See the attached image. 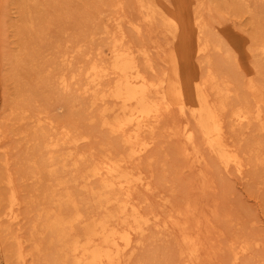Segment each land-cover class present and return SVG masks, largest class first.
Wrapping results in <instances>:
<instances>
[{
	"label": "bare ground",
	"instance_id": "bare-ground-1",
	"mask_svg": "<svg viewBox=\"0 0 264 264\" xmlns=\"http://www.w3.org/2000/svg\"><path fill=\"white\" fill-rule=\"evenodd\" d=\"M70 1L49 0L42 8L32 0L15 1L21 20L13 30L15 48L8 57L15 87L9 120L28 124L14 135H19L18 140L26 148L20 178L32 180L34 185L29 191L32 194L22 200L7 161L1 163L4 191L0 193V221L5 224L0 225V264H129L146 231L167 233L170 224L180 225L170 215L162 218L153 209L154 212L143 210L146 199L135 196L137 192L143 196L153 190L142 161L166 118L164 131L181 142L178 153L183 159L199 165L203 149L224 172L239 176L246 163L230 140L229 129L258 122L259 130L264 131L260 99L245 98L235 103L229 100L232 79L237 82L232 50L246 42L242 36L238 40L228 36L224 41L210 34V20L202 12L209 9V4L203 7L199 2L192 10L183 5V12L178 14L163 10L153 0H131L136 18L117 12L103 22L98 18L102 6L119 11L122 1L91 0L95 3L94 15L86 14L82 26L75 20L77 32L68 39L64 38L68 30L64 25L60 28L62 34L59 28L57 32L50 29L47 7L59 12L69 6L67 10L71 12ZM82 2L84 7L91 5L90 0ZM230 5L235 11L247 10L242 0H230ZM156 19L172 48L168 66L159 73L154 72L150 47L132 43L123 27L126 23L139 34L142 25H151ZM56 21L54 26H58ZM49 29V35L56 34L44 35L47 42L38 34ZM33 34L37 46L30 48ZM100 36L107 42L99 44V48L88 47ZM151 48L155 50L157 46ZM221 48L225 56L219 62L200 60L210 49ZM249 48L264 79V28L251 35ZM76 55L80 60L74 61ZM24 71L33 73L29 76L38 81L35 86L40 84V91L18 80ZM41 91L47 97H61L70 107L79 100L82 110L77 115L86 116L84 112L92 110L89 121L115 136V144L100 145L96 152L92 147L81 148L90 139V132L78 130L73 122L67 126L54 122L47 112V100L36 104L32 98L33 93ZM5 132L0 125V142ZM252 150L248 149L250 153ZM27 202L34 204L35 219L28 236L22 238L9 226L20 222L21 205ZM166 203L168 199L160 198L161 206ZM193 210L187 203L185 214L189 216ZM199 223L196 220L195 226ZM182 225L176 227L179 241L176 251L170 254V258L176 254L171 264H198L203 256L198 233L187 231L186 226L182 229ZM248 248V242L232 244L231 260L236 261ZM153 264L160 263L154 259Z\"/></svg>",
	"mask_w": 264,
	"mask_h": 264
},
{
	"label": "rangeland",
	"instance_id": "rangeland-1",
	"mask_svg": "<svg viewBox=\"0 0 264 264\" xmlns=\"http://www.w3.org/2000/svg\"><path fill=\"white\" fill-rule=\"evenodd\" d=\"M15 1L0 0V125L6 131L5 137L0 142L3 147L0 149V176L4 172L1 163L6 160L7 168L14 180V186L23 200L32 194L29 191L34 184H32V180L26 179L23 181L20 178L22 172L20 164L24 158L26 148L23 141L18 140L19 135H14L16 130H25L28 124L25 122L15 123V120L11 118L9 120V110L15 98V87L10 78L12 71L8 57L15 48L13 30L20 25L21 20L16 11ZM32 1L41 5L40 8L47 2L50 3L49 0ZM121 1L123 7L119 11L116 8L111 10L102 6V11L98 15L99 20L107 21L112 16H116L117 12L128 18H136L137 12L131 4V0ZM153 1H156L163 10L174 13L179 12L178 14L183 12L181 11L183 5H188L189 10L195 8L199 2L202 3L203 7L210 5L209 9L202 10L204 18L210 20V26H208L210 34H217L224 41L228 36L237 40L240 36L244 37L246 43L234 47L231 54L237 82L232 79V92L229 100L235 103L242 102L245 98L252 101L253 98L260 99V107L264 109V79L254 64L255 58L249 48L251 35L256 30L264 28V0H242L244 5L247 6L246 11L232 9L230 0ZM65 3L64 1L61 4L64 5ZM70 3L72 6L70 8H73L74 12H72L73 10L71 12L67 10L68 4H66L68 7L64 10L60 8L62 10L59 12H55L56 10L53 12L52 6L47 7L50 17H57L61 21L53 20L47 14L50 19L48 23L50 29L52 28L57 32L61 30V25L62 29L65 26L68 30L64 34V38L68 39L77 32L73 27L75 20L80 22L82 26L85 15L92 16L95 13V3H91V0V8L90 6L84 7L82 0H72ZM52 13H56L53 15L54 17L51 15ZM55 21V25L58 26H54ZM53 26L57 28L55 29ZM123 27L128 40L132 43L139 44L142 42V44L150 47L155 73H159L168 66V56L172 48L167 43L169 40H166L158 19L154 20L151 25H142L139 34L126 23ZM50 29L48 32L47 30L42 31L38 36L45 40L47 37L44 35H49ZM60 32L62 34V31ZM33 35L34 37L30 36L32 38L29 41L30 48L37 46L34 42L36 36ZM46 41H44V44H47ZM106 42L107 39L100 36L94 39L88 47L99 48V44ZM152 46H157V48L152 50ZM224 56L225 51L223 48L221 50L210 49L200 60L205 61L208 59L216 63ZM51 58L52 56H47V59ZM78 60L80 58L76 55L74 61ZM21 74L18 79L21 83L24 81L29 82L28 85H31L34 89L37 87V92L40 91V84L35 86L38 85V81L32 80V77L29 76L33 73L30 74L28 71H24ZM21 76H23L22 79ZM222 78L228 79L226 76H222ZM37 92L33 93L32 98L36 99V104H41L43 99L47 100L45 104L47 112L54 122L64 126L73 122L78 130L90 132V139L85 141L81 148L92 147L93 152H96L100 145L108 142L112 145L115 144V136H109L94 121H89L88 117L94 114L92 110L84 112L85 115L87 114L86 116L80 117L77 115L82 110L79 100L73 101L70 107L59 96L47 97L44 91ZM164 121H168V118ZM164 121L156 130L154 144L147 153V157L142 161L145 174L150 176L153 190L147 194L141 192L143 196L140 192H137L138 194L136 193L135 196H139L137 199L140 197L146 199L142 203L143 210H154L162 218H168L170 215L171 220H175L174 222H178L180 225L174 227L173 224H170V230L167 233H156L157 230L155 229L146 231L129 264H153L154 259L158 260L160 264H171V260L176 257V254H174V258H170V254L176 251L178 246L176 244L179 241V229L177 228H181L182 224V229L186 226L188 227L187 231H197L198 233L197 237L202 245L203 253L201 262L198 264H264V131L259 130V123L253 122L246 128L235 127L233 130L229 129L227 133L230 140L242 152L246 163L243 174L239 176L232 171L224 172L203 149V160L199 165H192L191 159H183V156L178 153L181 142L175 137L168 136L164 131ZM108 146L112 149L110 145ZM249 148L253 149L251 153L248 151ZM3 191L4 185L0 183V193ZM160 198L168 199V203L161 206ZM187 203L194 208L193 214L191 213L189 216L185 214ZM20 213V222L10 225L9 228L19 237L26 238L31 223L35 219L34 204L29 202L22 204ZM196 220L200 222L198 226H195ZM4 224L5 222L1 220L0 225ZM236 242H248L249 248L233 262L230 248ZM174 248L176 249L174 250ZM2 258L3 253L0 252V262ZM168 260L170 262L167 263Z\"/></svg>",
	"mask_w": 264,
	"mask_h": 264
}]
</instances>
